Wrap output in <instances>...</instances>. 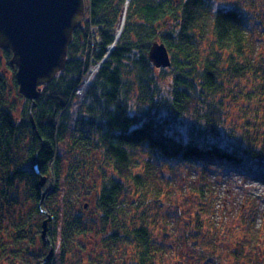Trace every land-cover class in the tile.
Wrapping results in <instances>:
<instances>
[{"label": "trees", "instance_id": "obj_1", "mask_svg": "<svg viewBox=\"0 0 264 264\" xmlns=\"http://www.w3.org/2000/svg\"><path fill=\"white\" fill-rule=\"evenodd\" d=\"M84 2L64 69L33 108L17 91L12 53L0 49V264H167L187 236L174 230L168 245L156 233L180 218L188 246L204 233L213 257L224 231L209 184L193 189L191 206L170 203L173 220L149 212L171 202L180 166L264 182V0ZM153 42L170 67L149 62ZM254 215L233 226L242 237L229 264H264Z\"/></svg>", "mask_w": 264, "mask_h": 264}, {"label": "water", "instance_id": "obj_2", "mask_svg": "<svg viewBox=\"0 0 264 264\" xmlns=\"http://www.w3.org/2000/svg\"><path fill=\"white\" fill-rule=\"evenodd\" d=\"M84 15V0H0V49L12 53L10 65L16 68L17 91L31 101V108L40 96V87L64 69L73 32ZM148 60L156 69L171 65L159 42L150 46ZM43 183L44 179L40 185ZM48 221L42 222L43 244H49Z\"/></svg>", "mask_w": 264, "mask_h": 264}, {"label": "rangeland", "instance_id": "obj_3", "mask_svg": "<svg viewBox=\"0 0 264 264\" xmlns=\"http://www.w3.org/2000/svg\"><path fill=\"white\" fill-rule=\"evenodd\" d=\"M215 2H217V0H215ZM87 71L77 88L75 99L81 96L80 94L84 92V89L87 87L93 76V73H91L92 76L90 75L87 79ZM187 124L188 122L185 120L181 125L185 127ZM159 172L155 173V176H153L152 171L151 177H155L156 183H159L160 180L164 192L168 193L163 180L160 178V174H158ZM167 178L168 175H165L164 180L167 181ZM173 181L175 182V185L173 186V190L171 189L172 196L171 198L169 197L171 202H167L165 197H162L160 202L164 203H159L157 207L155 205L153 207L154 212H149V214L158 215L159 219L156 220L160 222L163 221L161 219L173 220V213L176 212V210L174 205L171 206L170 203L176 204L181 200V202L186 203L187 206L190 205V201L194 198L195 193L193 189H198L200 185L207 183L210 185L208 189H210L211 197L215 198L214 200L217 210L214 217H216V220L218 221V227L224 232L220 233L219 231H216L212 241L216 253L213 257H209V249L205 246L206 244L204 241L207 239V236L203 237L204 233L196 237L194 236L196 246L190 247L188 246V243L192 242L191 238L193 237L187 235V231L190 229H186L185 226H183L185 222L181 218L180 221L177 220L172 225H167L161 231L156 233L158 236L160 235L159 239L163 243L177 245L176 241L173 239L174 232L176 233V237H179L180 239L187 236L188 242L181 243L179 246H176L178 249L172 250L173 253L175 251L177 252L176 255L174 254L176 257L172 252H167V255L165 254V262L167 264H229L227 249L230 246L233 237H242L239 236L240 232L237 227L233 226L238 223L242 216L246 215L252 209L255 211V215L253 216L255 224L264 225V182H261L256 178H251L241 172L225 168L218 169L212 167L201 172V168L198 166H192L191 168L180 166L173 177ZM184 198L185 200H183ZM85 209H87V207H85ZM151 218L152 217L149 216V219ZM224 222L227 225V229L221 227V225L224 227ZM161 226H163V224ZM204 228L205 227L203 226V229ZM161 233L165 235L163 236ZM189 239L190 241H188ZM263 245V243H260V246ZM263 250L264 247L261 251Z\"/></svg>", "mask_w": 264, "mask_h": 264}, {"label": "built area", "instance_id": "obj_4", "mask_svg": "<svg viewBox=\"0 0 264 264\" xmlns=\"http://www.w3.org/2000/svg\"><path fill=\"white\" fill-rule=\"evenodd\" d=\"M93 71H94V68L93 67H89V69L87 71V77H86L87 79L89 78L90 75L92 76L91 73H93ZM87 79H86V82H87Z\"/></svg>", "mask_w": 264, "mask_h": 264}]
</instances>
